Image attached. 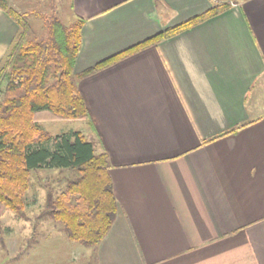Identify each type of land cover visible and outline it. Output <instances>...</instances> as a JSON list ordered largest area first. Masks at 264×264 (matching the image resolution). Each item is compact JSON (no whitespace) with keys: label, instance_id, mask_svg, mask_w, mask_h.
I'll return each mask as SVG.
<instances>
[{"label":"crops","instance_id":"0c3cea01","mask_svg":"<svg viewBox=\"0 0 264 264\" xmlns=\"http://www.w3.org/2000/svg\"><path fill=\"white\" fill-rule=\"evenodd\" d=\"M221 3L77 78L118 200L98 264H264V0H72L75 74ZM18 31L0 8V61Z\"/></svg>","mask_w":264,"mask_h":264},{"label":"trees","instance_id":"16d2710c","mask_svg":"<svg viewBox=\"0 0 264 264\" xmlns=\"http://www.w3.org/2000/svg\"><path fill=\"white\" fill-rule=\"evenodd\" d=\"M48 7L47 12L35 13L46 24V33L39 37L33 33L24 12L11 6L8 0H0V8L19 26L0 61V205L23 212L33 170L69 169L73 173L70 172L65 189L57 196L47 195L45 212L62 224L70 240L93 247L90 264H98L95 248L108 234L118 211L109 155L97 152L94 142L81 131L55 135L43 129L41 123L90 122L78 77H87L147 46L176 36L222 13L230 3L215 4L79 76L75 74V66L85 19L66 24L59 15L56 0H48Z\"/></svg>","mask_w":264,"mask_h":264},{"label":"rangeland","instance_id":"374dc122","mask_svg":"<svg viewBox=\"0 0 264 264\" xmlns=\"http://www.w3.org/2000/svg\"><path fill=\"white\" fill-rule=\"evenodd\" d=\"M24 12L36 36L46 33V24L35 15L49 10L48 0H8ZM72 0H56L58 12L66 24L74 21ZM41 127L53 134L88 129L84 120L42 122ZM85 132V131H84ZM73 173L69 169L41 167L33 170L31 187L26 194L27 207L15 212L0 205V264H90L93 247L69 239L61 223L46 210L47 195H59Z\"/></svg>","mask_w":264,"mask_h":264}]
</instances>
